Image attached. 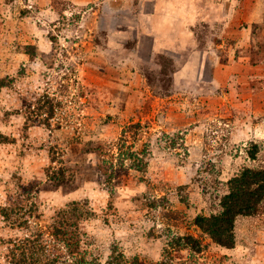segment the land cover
<instances>
[{
	"label": "rangeland",
	"instance_id": "rangeland-1",
	"mask_svg": "<svg viewBox=\"0 0 264 264\" xmlns=\"http://www.w3.org/2000/svg\"><path fill=\"white\" fill-rule=\"evenodd\" d=\"M245 167L264 0H0V264H264L196 226Z\"/></svg>",
	"mask_w": 264,
	"mask_h": 264
},
{
	"label": "trees",
	"instance_id": "trees-1",
	"mask_svg": "<svg viewBox=\"0 0 264 264\" xmlns=\"http://www.w3.org/2000/svg\"><path fill=\"white\" fill-rule=\"evenodd\" d=\"M138 127L140 126L137 125L135 128ZM257 153H249L250 158L256 161ZM227 186L228 193L221 199L220 212L212 214L210 217H198L196 226L209 235L217 245L233 248L235 245L233 231L237 219L239 217L255 216L262 207L264 201V170L245 167L227 182ZM189 238L193 240L192 237ZM188 245L195 248L191 243H188ZM41 262L39 261V263ZM55 263L58 262L55 261Z\"/></svg>",
	"mask_w": 264,
	"mask_h": 264
}]
</instances>
